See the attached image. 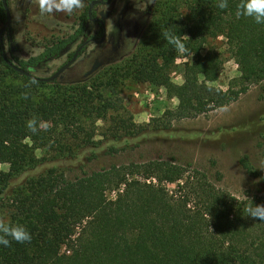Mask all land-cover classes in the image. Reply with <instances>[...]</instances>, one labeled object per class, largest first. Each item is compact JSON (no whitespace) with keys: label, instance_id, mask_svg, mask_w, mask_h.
Segmentation results:
<instances>
[{"label":"trees","instance_id":"obj_1","mask_svg":"<svg viewBox=\"0 0 264 264\" xmlns=\"http://www.w3.org/2000/svg\"><path fill=\"white\" fill-rule=\"evenodd\" d=\"M220 2L153 0L139 51L92 74L90 82L33 79L0 57V164H8L6 171L0 168V213H6L1 222L23 224L31 234L24 243L8 237L9 246L0 245V264H264V189L240 198L189 164L158 158L72 178L49 167L14 183L39 164L37 149L74 157L93 145L97 121L105 137L138 129L118 96L126 81L164 86L177 98L164 113L166 124L224 107L264 82V24L237 17L241 0H227L223 9ZM87 19L85 10L73 32L28 59L14 58L16 64L31 71L59 57L85 34ZM219 36L224 52L210 44ZM173 37L188 55L181 84L170 78L179 49L170 43ZM225 54L239 75L222 89L209 83L218 79ZM261 156L264 162V149ZM243 166L251 170L247 162Z\"/></svg>","mask_w":264,"mask_h":264},{"label":"rangeland","instance_id":"obj_2","mask_svg":"<svg viewBox=\"0 0 264 264\" xmlns=\"http://www.w3.org/2000/svg\"><path fill=\"white\" fill-rule=\"evenodd\" d=\"M88 1L81 0L80 7L74 8L71 13L54 10L42 14L40 0H9L13 48L10 49L7 34L3 32V53L10 59L15 57L24 60L38 54L55 38L74 31ZM152 2L111 0L108 5L95 6L96 14L100 10L104 11L105 38L101 43H89L59 80L65 84L90 82L92 74L102 73L108 67L128 61L146 41L145 34L150 21L148 8ZM97 30V24L88 21L85 35L70 43L61 56L38 64L33 74L49 76L81 41L95 36ZM224 42V37L219 36L210 44L224 52ZM184 54L185 51L177 50L170 73L171 81L176 84L183 81L182 66L188 58ZM95 60L99 61L96 69L85 75ZM238 75L236 63L225 54L218 79L209 84L226 89L228 83ZM117 91L132 122L138 129L142 128L140 132L136 129L125 136L105 137L101 133L105 127L101 121H97L99 127L95 131L93 145L83 148L74 157L63 156L54 149H37L35 155L39 164L25 170L14 183L49 167H55L72 178L111 164L140 163L161 158L189 164L204 171L215 185L240 198L263 191L261 177L264 176V162L261 154L264 149V82L251 86L236 101L224 107L193 118L175 119L170 124H166L164 113L174 109L178 101L167 94L164 86L126 81L117 87ZM243 162L249 164L250 171L243 166ZM0 168L6 171L8 164L2 163ZM168 188H173V184H168ZM115 192L107 191V196L111 198ZM5 216V211L0 213V222L5 221Z\"/></svg>","mask_w":264,"mask_h":264},{"label":"clouds","instance_id":"obj_3","mask_svg":"<svg viewBox=\"0 0 264 264\" xmlns=\"http://www.w3.org/2000/svg\"><path fill=\"white\" fill-rule=\"evenodd\" d=\"M80 4L81 0H40V10L42 14L52 13L54 10L71 13L74 8L80 7ZM227 6V0H221L218 4L221 9ZM236 15L237 17H251L256 24H264V0H241ZM170 43L176 45L181 51H186L178 38H171ZM34 123V121H29L28 123V127L33 132L36 131ZM261 207L264 206L261 205ZM8 237H11L17 243L31 240V234L25 225L0 222V245L8 247L10 244Z\"/></svg>","mask_w":264,"mask_h":264},{"label":"flooded vegetation","instance_id":"obj_4","mask_svg":"<svg viewBox=\"0 0 264 264\" xmlns=\"http://www.w3.org/2000/svg\"><path fill=\"white\" fill-rule=\"evenodd\" d=\"M1 1V0H0ZM94 0H89L88 1V5L86 6V8H85V10L87 11V16H88V19H87V22L88 21H91V22H93V23H95V24H97V26H98V30H97V32H96V35L95 36H93V37H88L87 39H84L83 41H81L78 45H77V47L74 49V51L72 52V53H70L68 56H67V58H66V60L61 64V65H63L64 63H66L70 58H71V56L73 55V53L75 52V50L78 48V46L80 45V44H83V47L78 51V54H77V56H76V58H75V60L81 55V53L84 51V49H85V47L89 44V43H91V42H94V43H101V42H96V41H93V38H95V39H97V40H99L100 39V37L104 34L105 35V28H104V18H103V16H104V11L103 10H100L99 12H98V14H96L95 12H94V7L95 6H98V5H100V6H103V5H108L110 2H111V0L109 1V2H107V0H98V2H96V3H94L93 5H92V7H91V13H90V15L88 14V6H89V4L91 3V2H93ZM6 3H7V6H8V10H9V13H10V9H9V5H8V3H9V0H6ZM3 5V4H2ZM4 8V7H3ZM84 10V11H85ZM83 11V12H84ZM82 12V13H83ZM81 13V14H82ZM80 14V15H81ZM79 15V16H80ZM79 19V18H78ZM93 19H95V21L93 20ZM100 20H102V23L100 22ZM5 21V20H4ZM87 22H86V24H87ZM4 23V22H3ZM3 23H2V25H1V27H0V46H1V51L3 52V47H2V44H1V34H2V31L3 32H5L6 34H7V37H8V42H9V46H10V49H12L13 48V44H12V38H11V28H10V33L8 32V29H7V26H4V27H2L3 26ZM9 27H11V14H10V25H9ZM2 28V29H1ZM86 29V28H85ZM134 33H136V29H135V27H134ZM85 35V34H84ZM104 40V39H103ZM72 43V42H71ZM6 55V54H5ZM62 55V54H61ZM60 55V56H61ZM15 57H13V58H11L12 60H10V58H8L10 61H12L13 63H17L16 62V60L14 59ZM28 59V58H27ZM55 59V58H54ZM74 60V61H75ZM73 61V62H74ZM72 62V63H73ZM71 63V64H72ZM70 64V65H71ZM99 64V61L98 60H95L94 62H93V64L91 65V67L89 68V70L88 71H86L84 74L86 75V73H89V71L92 69V67L93 66H97ZM17 65V64H16ZM60 65V66H61ZM69 65V66H70ZM59 66V67H60ZM68 66V67H69ZM58 67V68H59ZM67 67V68H68ZM57 68V69H58ZM66 68V69H67ZM56 69V70H57ZM66 69H65V71H66ZM34 70V69H33ZM32 69H31V71H29V72H32L33 71ZM55 70V71H56ZM65 71H63L62 72V74L58 77V78H56V79H61V77L63 76V73L65 72ZM33 73V72H32ZM52 74V73H51ZM50 74V75H51ZM55 79V80H56Z\"/></svg>","mask_w":264,"mask_h":264},{"label":"water","instance_id":"obj_5","mask_svg":"<svg viewBox=\"0 0 264 264\" xmlns=\"http://www.w3.org/2000/svg\"><path fill=\"white\" fill-rule=\"evenodd\" d=\"M110 0H107V2H109ZM2 4H3V7H4V11H5V21L3 23V26H7V29H8V32L10 33V13H9V10H8V6H7V3H6V0H1ZM98 2V0H94L93 2H91L88 6V14L90 15L91 13V7L94 3ZM95 21V19H93ZM100 22L102 23V20H100ZM2 29V28H1ZM1 31V30H0ZM105 38V35L103 34L99 40L93 38V41H96V42H101L103 41V39ZM83 47V44H80L78 46V48L75 50V52L73 53V55L71 56V58L66 62L64 63L63 65H61L56 71H54L51 75L49 76H45V77H40V76H36L35 74H33L32 72H29V71H26L24 70L23 68L19 67L18 65H16L15 63H13L12 61H10L8 59V57L2 52V58L5 60V62L11 66L15 71L21 73V74H24V75H29L31 76L33 79H37V80H41V81H45V82H52L54 81L56 78H58L63 71H65V69L75 60L77 54H78V51ZM96 65L92 67V69L89 71V73H91L94 69H96ZM89 73H86L89 74Z\"/></svg>","mask_w":264,"mask_h":264}]
</instances>
